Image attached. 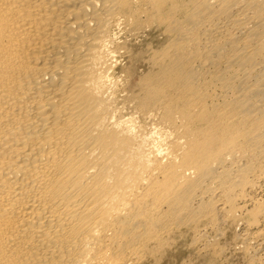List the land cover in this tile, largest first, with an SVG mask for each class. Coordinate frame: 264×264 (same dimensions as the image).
<instances>
[{
	"label": "bare ground",
	"instance_id": "bare-ground-1",
	"mask_svg": "<svg viewBox=\"0 0 264 264\" xmlns=\"http://www.w3.org/2000/svg\"><path fill=\"white\" fill-rule=\"evenodd\" d=\"M234 224L264 264V0H0V264H135L182 228L214 259Z\"/></svg>",
	"mask_w": 264,
	"mask_h": 264
},
{
	"label": "rangeland",
	"instance_id": "rangeland-1",
	"mask_svg": "<svg viewBox=\"0 0 264 264\" xmlns=\"http://www.w3.org/2000/svg\"><path fill=\"white\" fill-rule=\"evenodd\" d=\"M142 28L135 29L134 32H133V30L132 31L130 30L132 33L130 31H125V32L120 31L119 33H117L118 43H120V45H122V46H124L123 45L124 43L126 45V46H124L125 47L124 51L119 49V52H120V55L118 56L119 61L117 60L119 63L117 62L115 68L113 69L115 73L119 72L118 73L119 75L124 73L123 74L124 76L121 75V77H120L122 80L121 86L123 85V83H125V84L127 83V81H125L126 78H128L132 74L134 75V77L132 75L131 76L132 78H129V79H130V81H132V79H133L134 80V81H132L133 83H137L139 81V79L143 77V75L144 76L147 75L146 72L149 71L147 68L151 67V65H149L150 64L149 60H148L149 58L147 59V57H149L150 54L153 53V51H158L156 49L161 50L162 45L160 46V45H158V43H160L161 41H162V43H160V44L166 43L165 40H163L164 38L162 37V35L160 36L159 33L157 32V30L154 29L155 28L154 26H150L148 28L145 26L146 30L144 28L143 29ZM123 33H125L124 36H123ZM141 33H142V35H141ZM126 35H128V36H126ZM135 35H137V36H135ZM125 36H126V38H125ZM123 40H124V43H122ZM150 43H151V46H149ZM146 45H147V48L144 49V47H146ZM154 47L156 49H153ZM151 48L153 49V51L151 50ZM128 49L130 51V54L128 52ZM146 49H147L148 53L145 52ZM125 50L128 52V54H127V52H125ZM150 50H151V52H150ZM136 51L138 53H136ZM132 53H134V54H132ZM143 53H144V55H141ZM121 54H123V55H121ZM130 55H131V58H130ZM135 55L136 56L138 55V57H136ZM139 55L141 56V59H140ZM133 56H135V57H133ZM138 58L140 59V62H138L139 61ZM142 58L143 59L145 58V61L142 60ZM129 62H130V64H129ZM139 63H140V65H139ZM128 64H129V66H127ZM122 66H124V68ZM143 68H145V69H143ZM119 69H121L122 72ZM123 69H126L127 73L129 71L132 72L134 70L133 72H135V73L129 72L130 74L128 73V76H127V74L124 72ZM149 69H151V68H149ZM127 70H129V71H127ZM139 74H140V76H139ZM123 81H125V82H123ZM128 111H131L130 107H126L125 112H128ZM223 227L226 228L225 229L226 234L225 235L223 234L222 236L221 235L218 236L219 238L216 237L215 243L218 245V247H221V245H223L222 247L224 248L223 249L224 252L222 251V253H220L219 257L216 256L217 258L215 257L214 259H212L210 257V253L208 252L209 251L208 247L205 246L206 242L204 239H206L207 241H210L212 239L208 238V237H212V238L214 237V234H212L213 232L211 230H209L210 232L208 231L206 233L207 236H205V238L202 241L198 240L199 243L198 242L193 243L192 242V231H190V229H187V228H182V229H176L175 231L171 232L170 235H168L167 242H168V244H171L172 246L166 245L165 246L166 248L163 247V251H161L162 249L160 250V252H159L160 255L158 253L154 254L155 256L152 254L153 258L149 257L150 255H145V256L141 257L140 259H138L137 260L138 263L136 262L135 264H247V260L245 258H243L240 255V252H238L239 250H237L239 246L236 244V242L231 241V239H232L231 235L233 234V235L240 236V234L242 233L243 227L237 226L236 224L230 225L229 229H227L228 227H226V226H223ZM179 231H181L182 233ZM172 234H175V235H172ZM170 236H172V237H170ZM173 238H176V239H173ZM227 242H228V244H226ZM208 243H211V242H208ZM162 252H164V254H162ZM156 257H157V259L159 258L160 260L158 259V261H156L157 260ZM154 258H155V260H153ZM142 259H144V260H142Z\"/></svg>",
	"mask_w": 264,
	"mask_h": 264
}]
</instances>
